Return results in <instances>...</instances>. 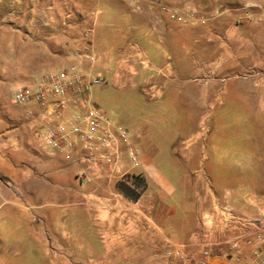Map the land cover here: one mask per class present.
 Segmentation results:
<instances>
[{
	"label": "rangeland",
	"instance_id": "374dc122",
	"mask_svg": "<svg viewBox=\"0 0 264 264\" xmlns=\"http://www.w3.org/2000/svg\"><path fill=\"white\" fill-rule=\"evenodd\" d=\"M34 2L37 0H11L9 6L0 7V145L7 136L6 129L21 125L27 114L33 119L34 137L43 154L62 157L44 148L39 138V109L27 105L26 111H21L11 98L18 86L29 85L40 75L66 68L88 42L95 56L93 73L104 79L92 87L90 102L108 119L129 130L139 154L148 152L165 176L173 182L178 178L185 181L181 192L195 206L190 210L184 206L187 201H177L174 223L181 227L189 214L196 215L199 230L201 217L212 215L216 204L228 205L244 214L257 211L264 203V119L255 110L244 112L241 100L231 101L233 111L228 116L224 109L229 105L223 99L227 81H244L253 73L216 72L221 64L219 56L214 54L215 47L200 40L210 17L200 14L184 0H40L37 5ZM161 6L177 11L184 21L169 20L159 10ZM192 12L194 17L190 16ZM214 12L218 14L219 8ZM42 29L48 32H41ZM216 32L224 35L221 28ZM52 37L58 40L47 42L46 47H55L57 54L43 59L38 55V44ZM26 41L29 55L21 57L19 51ZM151 43L168 51L169 61L180 69L191 65V58L195 64L208 68L207 77L188 78L189 83L198 87L193 98L173 105L166 96L162 97L164 89L160 85L123 78L132 77L137 67L153 71L149 57L144 55ZM184 47L190 48L189 58L184 55ZM42 64L46 65L40 70ZM83 66L90 67L87 63ZM213 83L218 86L209 87ZM187 116L191 117L188 127L181 129L179 125ZM144 141L151 142L156 149L146 151ZM190 145L196 150L183 149ZM230 145L240 150H214ZM2 152L3 149L0 156ZM16 155L18 160L22 159L20 150ZM69 161L76 165L77 178L86 171L83 164ZM118 169V173L109 174L105 167H100L90 183H84L92 184L104 177L112 191H117L116 185L121 182L142 196L148 193V177L141 170L132 169L124 153ZM150 176L162 182L151 170ZM246 182L253 183L255 189L251 190Z\"/></svg>",
	"mask_w": 264,
	"mask_h": 264
},
{
	"label": "crops",
	"instance_id": "0c3cea01",
	"mask_svg": "<svg viewBox=\"0 0 264 264\" xmlns=\"http://www.w3.org/2000/svg\"><path fill=\"white\" fill-rule=\"evenodd\" d=\"M184 1L211 19L203 28L200 40L204 44L211 42L215 47L214 54L219 56L221 64L216 72L253 73L244 81L226 82L223 99L229 106L224 112L229 116L233 111L231 101L241 100L244 112L255 110L259 112V118L264 119V0ZM10 3L11 0H0V7ZM37 4L40 0L34 2ZM218 8L220 12L216 14L214 11ZM238 20L240 23L236 24ZM220 28L224 35L216 32ZM40 31L48 32L47 29ZM51 40L56 42L58 39L48 38L38 44V55L43 59L57 54L55 47H46ZM28 46L27 41L21 45V57L29 55ZM184 50V55L189 58L190 48L184 47ZM144 55L149 57L153 71L137 67L132 77L123 78L134 83L160 85L164 89L162 97L166 96L173 105L190 100L198 91L196 85L188 82L190 76L207 77L210 73L205 65L195 64L194 58L184 69L176 67L169 61L168 51L156 43H151ZM159 56L162 61L156 58ZM45 65L39 69H44ZM215 86L218 83L209 87ZM11 102L21 111L28 108L15 104L12 98ZM23 118L21 125L6 129L4 134L7 136L0 145V150L3 149L0 156L1 264H182L169 262L164 256L167 250L180 251L198 259L197 216L189 214L181 227L174 223L177 201H187L184 206L190 210L195 206L181 192L185 181L180 178L175 182L170 180L155 166L152 156L143 152L138 169L149 180L150 190L146 195L134 199L121 191H112L104 177L85 184L75 176L76 165L64 157L43 154L34 137L32 117L26 114ZM183 120L179 125L181 129L188 127L191 117ZM143 145L146 151L156 149L151 142L144 141ZM193 146L182 148L196 150ZM19 150L21 160L17 159L19 153L16 155ZM214 150L232 152L240 149L230 145ZM150 170L162 182L154 180ZM245 184H249L251 190L255 189L253 183ZM210 261L227 264L216 249L212 250Z\"/></svg>",
	"mask_w": 264,
	"mask_h": 264
},
{
	"label": "built area",
	"instance_id": "2783aa9c",
	"mask_svg": "<svg viewBox=\"0 0 264 264\" xmlns=\"http://www.w3.org/2000/svg\"><path fill=\"white\" fill-rule=\"evenodd\" d=\"M159 10L171 21H184L175 10L164 6ZM190 16L194 17V13ZM94 61L87 42L66 68L40 75L33 83L18 86L12 94L15 104L39 109V138L44 148L83 164L86 171L78 179L85 183H90L100 167H105L109 174L118 173L123 153L132 169H138L141 164L129 130L108 119L90 102L92 87L104 82L93 73ZM83 63L90 67L85 68ZM198 237L197 260L174 250H167L165 258L182 264H213L211 252L216 249L227 264H264V203L251 214L216 204L212 215L201 217Z\"/></svg>",
	"mask_w": 264,
	"mask_h": 264
},
{
	"label": "trees",
	"instance_id": "16d2710c",
	"mask_svg": "<svg viewBox=\"0 0 264 264\" xmlns=\"http://www.w3.org/2000/svg\"><path fill=\"white\" fill-rule=\"evenodd\" d=\"M116 188L118 191L123 192L128 197L136 199L140 196V193H135L133 190H130V188L127 187L124 183L118 182Z\"/></svg>",
	"mask_w": 264,
	"mask_h": 264
},
{
	"label": "bare ground",
	"instance_id": "6f19581e",
	"mask_svg": "<svg viewBox=\"0 0 264 264\" xmlns=\"http://www.w3.org/2000/svg\"><path fill=\"white\" fill-rule=\"evenodd\" d=\"M201 105V104H200Z\"/></svg>",
	"mask_w": 264,
	"mask_h": 264
}]
</instances>
